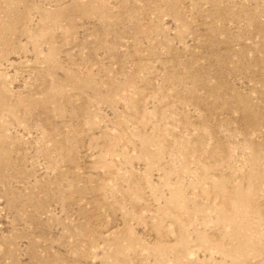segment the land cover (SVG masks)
Listing matches in <instances>:
<instances>
[{
	"label": "rangeland",
	"instance_id": "374dc122",
	"mask_svg": "<svg viewBox=\"0 0 264 264\" xmlns=\"http://www.w3.org/2000/svg\"><path fill=\"white\" fill-rule=\"evenodd\" d=\"M0 264H264V0H0Z\"/></svg>",
	"mask_w": 264,
	"mask_h": 264
}]
</instances>
